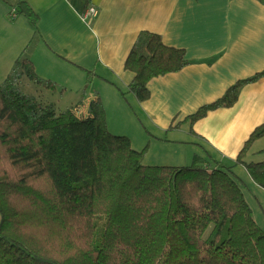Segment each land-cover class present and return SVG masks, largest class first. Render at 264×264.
<instances>
[{"label": "trees", "instance_id": "1", "mask_svg": "<svg viewBox=\"0 0 264 264\" xmlns=\"http://www.w3.org/2000/svg\"><path fill=\"white\" fill-rule=\"evenodd\" d=\"M18 4L10 16L26 17L38 33L28 0ZM138 37L125 63L135 76L129 94L144 103L152 80L193 63L157 34ZM12 68L0 84V264H264V232L234 174L243 166L264 188V161L245 160L264 139V125L231 166L206 169L200 157L185 168L148 166L149 145L139 152L114 135L99 95L89 115L78 117L23 92V79L57 89L24 54ZM263 78L264 71L235 83L183 124L195 135L198 121L233 108Z\"/></svg>", "mask_w": 264, "mask_h": 264}, {"label": "crops", "instance_id": "2", "mask_svg": "<svg viewBox=\"0 0 264 264\" xmlns=\"http://www.w3.org/2000/svg\"><path fill=\"white\" fill-rule=\"evenodd\" d=\"M88 1L99 16L86 22ZM18 2L0 0V84L24 54L39 77L57 84L51 94L23 79L24 93L64 111L80 107L79 114L87 116L99 92L92 88L86 96L81 90L75 97L67 82L91 73L87 83L99 86L107 114L117 116L114 129L107 118L109 130L127 136L136 151L149 145L144 165L185 168L200 157L211 167L231 166L251 134L264 125V78L246 86L233 108L210 112L198 121L195 135L183 124L235 83L264 71V4L259 0H28L39 16L36 34L26 17L10 16L18 11ZM142 32L161 36L166 47L185 50L193 65L152 80L150 99L139 103L129 94L135 76L125 62ZM111 82L128 94L127 102ZM131 106L156 133L149 141L147 136L137 141L138 148L131 137L140 126L134 124ZM260 142L264 139L253 145L246 162L264 150ZM234 174L262 210L264 188L243 166Z\"/></svg>", "mask_w": 264, "mask_h": 264}, {"label": "rangeland", "instance_id": "3", "mask_svg": "<svg viewBox=\"0 0 264 264\" xmlns=\"http://www.w3.org/2000/svg\"><path fill=\"white\" fill-rule=\"evenodd\" d=\"M85 79L84 80H80L78 82H67L68 83V88H67V91L69 93H74L75 94V97L78 96V91L81 92V90H84L86 92V96L89 95L88 91L87 90H90L92 88H94L96 91H98V95L101 99V103H103V107H104V110H105V114L107 115V118L109 119V124L110 126H117L118 123H117V116H113L110 114V111L109 113L107 114V111H106V108H105V103L104 101L106 100L105 99V95L100 93V90H98L99 86H90L88 83H87V77H84ZM30 82V81H29ZM52 82V81H51ZM54 82V81H53ZM56 83V82H54ZM34 85V84H33ZM57 85V84H56ZM113 86L116 87V89H119V87L113 83ZM35 87V86H34ZM38 87V86H37ZM40 88V87H39ZM34 89H37L36 87ZM39 90V89H37ZM43 90V89H42ZM45 90V89H44ZM121 91V89H119ZM48 91V90H46ZM122 92V91H121ZM52 94V92H50ZM98 98V97H97ZM96 98V99H97ZM95 99V100H96ZM127 101V100H126ZM60 109V108H59ZM61 111H64L62 109H60ZM81 108L79 107L77 110H75L74 108V111L76 113V116H80L82 115L81 113L79 114ZM132 115V118H133V121H134V124L136 126H140V127H136L134 132L135 133H132V139L135 140V145L137 146V141H143L142 138H145V136H147V141H149L150 139H152L154 137V135H156L155 132H153V129L152 128H148L147 126V123L145 121V118L144 116L142 117L141 114L138 113V111H136V114H135V111H131L130 113ZM142 127V128H141ZM114 129V128H113ZM150 133V134H149ZM148 135L150 136L148 138ZM187 142V141H186ZM264 144V142H260L259 144V148L260 146H262ZM135 148H138V146ZM135 150V149H134ZM140 152V151H139ZM262 161H264V156L263 155H259V156H256V157H250L248 159L247 162H254V163H261ZM211 163H208L205 168L207 169L209 166H210ZM239 185L242 187V190H243V193H244V196H245V199L247 200L248 204L250 205L251 207V210L253 211V215H254V220L256 222V224L259 225L260 229L264 232V208L262 210H260V206L258 205V203L256 201H254V199L252 198V196H249L248 193L246 192V189L244 188V186H242V184L240 183V181L237 179ZM212 232V229L209 230V232L206 234L205 238H207Z\"/></svg>", "mask_w": 264, "mask_h": 264}, {"label": "built area", "instance_id": "4", "mask_svg": "<svg viewBox=\"0 0 264 264\" xmlns=\"http://www.w3.org/2000/svg\"><path fill=\"white\" fill-rule=\"evenodd\" d=\"M83 14H84L83 19L86 22L89 21V19L91 18H97L99 16L98 10L95 7L90 6V5L87 7V9L85 10ZM80 116H83V115H80ZM80 116L78 115V117ZM84 117H87V116H84Z\"/></svg>", "mask_w": 264, "mask_h": 264}]
</instances>
